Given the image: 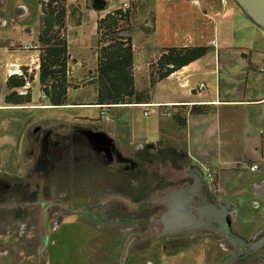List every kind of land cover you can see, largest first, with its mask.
Returning a JSON list of instances; mask_svg holds the SVG:
<instances>
[{
	"label": "crops",
	"instance_id": "obj_1",
	"mask_svg": "<svg viewBox=\"0 0 264 264\" xmlns=\"http://www.w3.org/2000/svg\"><path fill=\"white\" fill-rule=\"evenodd\" d=\"M115 1L117 5L109 9L106 6L108 1L100 0L102 9L95 21L97 43L92 47L91 54L84 56L83 52L72 48L66 31L71 58L68 79L75 87L68 89L69 105L53 107L45 99L38 78L39 35L43 20L33 34L37 23L31 18L29 0H0V81L3 83L0 113L14 109L39 111L49 107L70 111V114L64 112V116L50 115L35 120L33 118L41 112H33L32 116L22 121L17 134L12 132L9 135L8 126H0V187L3 188L0 197L6 198L0 200V216L11 215L22 221V234L12 236L10 230L0 232V247L18 249L19 238L37 239L36 242H40L37 251L39 254L43 251L40 264H94V253L89 245L100 235V225H108L112 220L103 218L95 225L80 219L78 213L81 209L76 205L64 206L72 215L61 218L52 227L47 216L52 207L39 200L35 203L30 200L31 175L26 157L31 154L37 157L36 153L40 155L42 142L36 144L34 138L51 131L62 139L58 140L60 143L54 150L47 177L40 180L39 198H45L50 190L51 195H54L52 191L55 192L54 196L64 193L72 198L92 197L95 190L93 180L102 176L104 187L109 190L106 195L118 199L120 210L125 213L135 210L134 213H137L140 206L136 204L134 208H129L125 201L137 195L142 198L141 193L135 192H141L142 186L137 184V188L130 189L129 183L133 178L129 174L134 173L135 178L140 175L141 178L136 179L141 182L142 173L136 166L144 162L154 163L161 155L176 172L183 173L182 179L177 182L180 186L166 193L190 184L194 168L200 171L206 182V174H214L215 192L210 190L208 183L206 190L213 196L214 202L226 207L232 228L236 229V235L242 237L239 239H253L264 231V214L255 212L264 213V30L234 0H200L198 5L192 0H150L155 4L167 3L166 12L173 21L171 28L186 40V43L166 46H207L209 51L206 56L160 81L149 103L101 107L96 104V87L89 83L96 75L98 64V20L135 0ZM94 2L97 3V0ZM142 6L143 0L137 13ZM137 13L132 19L130 35L134 47V84L136 90L142 92L150 86V65L167 47L153 49L148 43L156 31L158 16L155 11L143 24L135 21ZM80 15H74L78 27L82 25ZM78 34L84 37L82 31ZM140 34L144 37L137 38ZM31 64L37 65L32 103L26 107L7 106L4 100L8 77L19 73L22 66ZM202 83L207 86L204 91L198 90ZM201 104L211 105L213 111L207 114L190 113L191 106ZM146 112L149 114L146 115ZM176 115L187 120L185 127L177 123ZM35 128L40 129V133H32ZM95 133L107 136L111 142L110 150L99 148L97 141L93 140ZM77 138L81 141H75ZM25 144L28 148L24 156ZM10 164L16 167L7 168L6 165ZM253 165H258V169L252 170ZM3 174L18 179H7ZM167 182L165 186L173 184L169 180ZM15 184H28L29 187L14 194L11 187ZM116 186L117 190L111 192ZM155 186V190L161 188L158 183ZM27 190V201L21 200L27 195ZM197 201L202 200L196 198L194 203L197 204ZM59 203L54 204V212L58 211L56 209L62 212L63 205ZM35 211L43 215L28 226L26 223L31 220V212ZM138 218L117 222L149 225ZM135 238L140 240L138 236ZM1 252L4 254L5 251L0 249V264H23L20 260L13 261V257H4ZM38 253L30 255L33 261L37 260ZM137 256L134 255L131 260L135 261L139 258ZM28 264H32L31 261Z\"/></svg>",
	"mask_w": 264,
	"mask_h": 264
},
{
	"label": "rangeland",
	"instance_id": "obj_2",
	"mask_svg": "<svg viewBox=\"0 0 264 264\" xmlns=\"http://www.w3.org/2000/svg\"><path fill=\"white\" fill-rule=\"evenodd\" d=\"M107 1L106 6L108 5L109 9L117 5L115 0ZM141 1L142 0L131 1L129 3V7L134 4H140ZM29 2L31 4V18L37 23V27H34L33 29L34 34V30L39 29L42 25V16L39 7L40 0H29ZM99 3L100 0H97V3H95L94 0H67L66 3L68 12L66 18L67 37L71 43V47L83 52L84 56L91 54L92 47H94L97 43L95 21L102 9L100 8ZM166 4L167 3L165 2L155 4L150 0H143V6L140 8L138 13L136 12L137 15L135 16V21L138 24H143L146 20H149L150 13L152 11H155V14L158 16L156 31L151 38L149 37L150 39L148 40L149 45L152 46L153 49L173 47L166 46L168 44L178 45L182 44V42L186 43V40H183L180 34H175V29L171 28V26L173 27V21L170 20L168 12H166ZM124 8L125 7L123 5L122 9ZM73 9H76L81 13V27H78V24L76 23V18L72 14ZM79 31H82L84 37L77 36L79 35ZM142 36L143 35L140 34L137 38H142ZM2 87L3 83L0 81V91L2 90ZM86 97L89 98L88 95ZM54 109L49 107L47 110L39 111H26L24 109L9 110V112L0 113V126L6 127L7 125L9 128V135L12 132L17 134L19 133L22 121L27 120L28 117L32 116L33 112H41V115L36 116L33 120L37 119V117L42 118L50 115L64 116V112L70 114V111L68 110ZM103 123H106L105 118L103 119ZM49 134V138L55 139L57 136V134L52 131L49 132ZM121 136L124 137L123 135ZM34 140L36 141V144L43 142L42 135H40V138H34ZM75 141L80 142L81 139L77 138ZM27 146L28 145L25 144V147H23L24 156L28 148ZM42 146H44L43 143ZM28 154L29 153L26 155ZM34 156V154H31L29 157H26L31 175L30 182L32 183L30 184V193L28 191H26V193H29L30 200L34 201V203L39 200L41 203L44 202L52 207L47 213L50 226L53 227V225L61 218L72 215L71 212L67 211L64 206L75 207L76 205L78 209H81V212L78 213L80 219L89 223L91 222L95 225L98 224V221H102L103 218L112 220L109 224L107 223L108 225H100V235L94 238L89 245L94 253V264H248V257L246 256L242 246L233 243L225 236V234L221 232H214L205 229L172 237H164L162 231L163 224L160 217L166 210V207L164 204L158 203L154 200L150 203L148 202L151 196L163 194L161 191L166 193L169 189H175L174 187L180 186L177 182L182 179L183 173L182 171L180 173L176 172L173 167L167 163V159L163 158V156L159 155V157H157L158 160L154 163L144 162V164L136 166L138 172L142 173L141 182H138L140 180L136 179L141 178L140 175H136L135 178V175L133 176L134 173L129 174L130 176L132 175L131 177L133 178V180L129 183V185L131 184L130 189L134 190V188H137L138 185L139 187L142 186L141 192H138L137 190L135 191L137 194L141 193L143 195L142 198H139L136 194V197L132 196L130 198L131 200L126 199L127 201H125L129 208H134L136 204H138V206H140V211L137 213H134L135 210L130 211V213L128 210L129 208L126 213L120 210L118 207V199L114 196L106 195L109 190L104 187L105 184L102 181V176L101 179L93 180L95 190L94 196L92 197L84 196L80 198H72L69 195H64V193L61 195L60 193H57V195L54 196L55 192L52 191L54 195H51V190L49 189L50 191L47 192L48 194L45 198H39L37 192L38 185L42 178L47 177V165L53 160L50 161V158L43 159L37 153V157ZM6 167H16V165L13 166V164H10V166L6 165ZM246 168L249 169V165H247ZM184 172V174H186V170H184ZM206 179H208L207 174ZM167 180L173 182V184L165 186L168 184ZM156 183H158V186L161 185V188L157 189L158 191L155 190L157 188L155 186ZM51 187L54 188L53 184ZM114 190H117V186L116 189H111V192ZM1 193H3L2 186L0 187V194ZM59 202L63 205V209H61L62 212L59 209H56L58 211L54 212V204H60ZM142 204L143 207L141 206ZM255 212L258 215L264 214L259 210ZM256 214L254 215L258 217ZM42 215L43 214L40 211L31 212V220L29 219L26 224L30 226V222L35 223V221L38 218L40 219V216ZM135 217L139 220L141 219L142 221H147L149 225L145 224L134 226L130 223L124 225V223L120 222L124 219L134 220ZM118 220L120 221L117 222ZM21 223V220H16L11 215H6L4 218L0 216V232H7L10 230L12 236L19 235L22 231ZM26 224L24 225L27 228L28 226H26ZM232 229L235 233L237 232L234 227ZM237 235L235 238L239 239L241 236L239 234ZM136 236H138L140 240L136 239ZM18 240V249H14L12 247H0V249L6 252H4V254L1 252V255L4 257H10L11 259L13 257V261H21L20 263L23 264H28L30 261L32 264H40L39 258L43 255V251L40 254L37 251L40 242L37 243V239L35 241L31 239L30 241L25 237L19 238ZM32 253L39 254L36 256V261H33L34 258L32 259L30 256ZM134 255H138L137 257H139L138 259H135V261L131 260ZM262 263L263 262L260 264Z\"/></svg>",
	"mask_w": 264,
	"mask_h": 264
},
{
	"label": "trees",
	"instance_id": "obj_3",
	"mask_svg": "<svg viewBox=\"0 0 264 264\" xmlns=\"http://www.w3.org/2000/svg\"><path fill=\"white\" fill-rule=\"evenodd\" d=\"M67 0H40L43 27L39 35V83L45 99L53 107L70 104L68 89L75 86L68 79L71 62L66 37ZM139 4L127 9H116L98 20V64L96 75L89 83L97 90L96 104L101 107L130 103H149L155 86L173 73L206 56L207 46H173L164 49L160 57L149 67L150 86L139 92L134 84V47L130 31L132 19ZM80 12L72 10V14ZM37 74V65H25L19 73L6 81L7 106L26 107L32 103V85ZM213 107L207 104L193 105L192 114H207ZM177 123L185 127L187 120L175 116ZM7 179L12 177L3 174ZM2 181H0L1 183ZM6 199V198H2ZM28 198H22L27 201ZM184 234V233H181ZM177 234V235H181ZM176 235H164L172 237Z\"/></svg>",
	"mask_w": 264,
	"mask_h": 264
},
{
	"label": "water",
	"instance_id": "obj_4",
	"mask_svg": "<svg viewBox=\"0 0 264 264\" xmlns=\"http://www.w3.org/2000/svg\"><path fill=\"white\" fill-rule=\"evenodd\" d=\"M234 1L257 26L264 30V0ZM93 138L99 145L103 144L104 148L110 150L111 142L105 134L95 133ZM46 153L47 151L44 155ZM192 177L193 181L190 184L168 193L154 195L149 200V203L154 200L167 207L161 216L164 235L192 232L203 227L213 226L214 222L219 224L227 222L226 207L210 201L206 192L207 182L197 168L192 170ZM196 198L205 203L196 205L194 203Z\"/></svg>",
	"mask_w": 264,
	"mask_h": 264
},
{
	"label": "flooded vegetation",
	"instance_id": "obj_5",
	"mask_svg": "<svg viewBox=\"0 0 264 264\" xmlns=\"http://www.w3.org/2000/svg\"><path fill=\"white\" fill-rule=\"evenodd\" d=\"M32 133L38 134V133H40V129L35 128ZM48 134H49V132H43L42 133V140H43L42 143L44 146L42 147V151L40 153V156L43 159L50 158L49 160L52 161L53 156L55 155L54 150L57 148L58 143H60L58 140H60L62 138H60L58 136H56L55 139L49 138L50 134L49 135ZM45 148H47V150H44ZM99 148L103 150L104 145L103 144L99 145ZM46 151H47V153H46V155H44V153ZM51 167H52V165H50V163H49L48 170ZM29 185L28 184L27 185L15 184L11 188L13 189L14 194H18V193H21L22 190L28 189ZM24 186H26V187H24ZM206 192L209 195L210 201L214 202L213 196L208 192V190H206ZM25 193H26V191H25ZM12 198L18 199L19 197H12ZM22 198H28V194L26 196H23ZM0 200H2L1 197H0ZM196 203H197L196 205H201V204H204L205 202H203V201L198 202L197 201ZM214 203H216V202H214ZM226 220H227V222L225 224H221V223L219 224V223L214 222L213 226L203 227V228L197 229L195 231L207 229V230H211L214 232H221V233L225 234V236L229 240H231L233 243L242 246V248L244 249V252L246 253V256L248 257V264H260L261 262H263L262 264H264V231L261 232L258 236L254 237L251 240L236 239L235 238L236 233L232 229L231 220L229 218H227ZM192 232H194V231H192ZM184 233H190V232H184Z\"/></svg>",
	"mask_w": 264,
	"mask_h": 264
},
{
	"label": "built area",
	"instance_id": "obj_6",
	"mask_svg": "<svg viewBox=\"0 0 264 264\" xmlns=\"http://www.w3.org/2000/svg\"><path fill=\"white\" fill-rule=\"evenodd\" d=\"M192 2L195 4V5H198L199 3H200V0H192ZM124 9H126V8H128L129 7V3H125L124 4ZM27 48H31V46H27ZM206 88H207V86H206V84H200V86L198 87V90H200V91H204V90H206ZM146 115H148L149 113L148 112H146L145 113ZM251 169L252 170H256V169H258V165H253V166H251ZM207 183H208V187L210 188V190L212 191V192H215V188H216V178H215V176H214V174H208V180H207Z\"/></svg>",
	"mask_w": 264,
	"mask_h": 264
},
{
	"label": "bare ground",
	"instance_id": "obj_7",
	"mask_svg": "<svg viewBox=\"0 0 264 264\" xmlns=\"http://www.w3.org/2000/svg\"><path fill=\"white\" fill-rule=\"evenodd\" d=\"M93 140L95 141V139L93 138Z\"/></svg>",
	"mask_w": 264,
	"mask_h": 264
}]
</instances>
